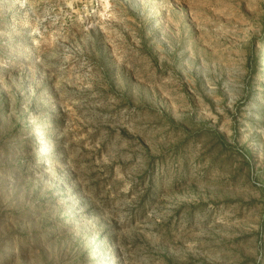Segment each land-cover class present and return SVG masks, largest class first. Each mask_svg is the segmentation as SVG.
<instances>
[{
	"label": "rangeland",
	"instance_id": "rangeland-1",
	"mask_svg": "<svg viewBox=\"0 0 264 264\" xmlns=\"http://www.w3.org/2000/svg\"><path fill=\"white\" fill-rule=\"evenodd\" d=\"M0 264H264V0H0Z\"/></svg>",
	"mask_w": 264,
	"mask_h": 264
}]
</instances>
